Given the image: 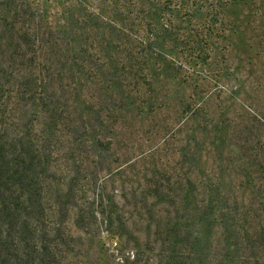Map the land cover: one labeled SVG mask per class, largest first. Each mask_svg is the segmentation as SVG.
Segmentation results:
<instances>
[{"label": "trees", "instance_id": "16d2710c", "mask_svg": "<svg viewBox=\"0 0 264 264\" xmlns=\"http://www.w3.org/2000/svg\"><path fill=\"white\" fill-rule=\"evenodd\" d=\"M248 4L0 0V264H264V247L245 246L264 233V218L257 230L248 215L264 216L261 189L246 167L237 184L221 182L236 124L210 118L212 93L193 79L228 54L226 10ZM163 109L180 112L185 173L165 186L142 168L135 219L116 221L122 190L109 197L113 171L102 177L89 158L102 162L125 115ZM201 144L211 161L200 167ZM99 218L105 247H88ZM126 234L135 247H117ZM163 234L174 247H155Z\"/></svg>", "mask_w": 264, "mask_h": 264}, {"label": "rangeland", "instance_id": "374dc122", "mask_svg": "<svg viewBox=\"0 0 264 264\" xmlns=\"http://www.w3.org/2000/svg\"><path fill=\"white\" fill-rule=\"evenodd\" d=\"M226 11L227 17L235 23L230 27L228 54L216 62L211 61L218 66L208 75L204 72L209 71L208 66L195 68L200 77L195 75L193 79L199 85H206L202 88L204 94L212 93L210 118L225 122L232 120L236 124L234 131L231 130L224 142V156L230 157L234 164L232 161L229 166L225 162L222 164L227 169L223 174L222 168L221 182L237 184L240 180L235 177L236 173L246 167L252 186L261 189L257 200L259 202L264 198V0H249L246 7H233ZM190 84L194 85L193 80ZM172 89L177 95L185 92L180 88L178 91V87ZM179 113L174 109H163L148 115L144 112L137 117L135 114L125 115L110 134L114 139V147L105 151L102 162L97 164L94 156L89 158V167L98 166L102 177L113 171L109 181L106 180V193L109 197L121 193L113 194L114 189L122 190V198L117 199L120 203L112 213L116 221L135 219V201H139L135 197V184L142 168L153 171L155 180L165 186L181 181L180 175L185 173V162L181 159V147H184L181 140L184 135L180 134L177 138L173 127L176 118L180 117ZM199 148L201 157H204L198 161L201 167L211 159L205 157L202 144ZM144 153H148L145 161L135 160ZM241 163H244L243 169ZM247 181L244 180L245 183ZM255 208H258V204ZM248 215L250 219L259 215L252 225L258 230V223L264 216L258 212H249ZM132 227L135 232V226ZM94 228L99 231L98 241L88 247H105L102 238L106 227L102 225L100 218L95 222ZM134 238V235L126 234L125 240L118 242L117 247H135ZM150 239L155 242V247H174L168 244L172 238L165 234L161 237L151 236ZM245 239L246 247H264V233L253 238L247 236ZM103 259L105 262V256Z\"/></svg>", "mask_w": 264, "mask_h": 264}]
</instances>
